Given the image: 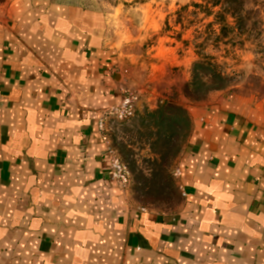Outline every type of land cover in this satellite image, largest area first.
<instances>
[{"label": "crops", "instance_id": "0c3cea01", "mask_svg": "<svg viewBox=\"0 0 264 264\" xmlns=\"http://www.w3.org/2000/svg\"><path fill=\"white\" fill-rule=\"evenodd\" d=\"M101 9L14 0L0 10V264H264V100L216 91L191 133L174 213L112 180L99 121L136 89Z\"/></svg>", "mask_w": 264, "mask_h": 264}, {"label": "rangeland", "instance_id": "374dc122", "mask_svg": "<svg viewBox=\"0 0 264 264\" xmlns=\"http://www.w3.org/2000/svg\"><path fill=\"white\" fill-rule=\"evenodd\" d=\"M12 1L0 0V10ZM50 1L106 12L136 89L158 93L154 108H139L130 120L107 116L104 134L129 169L132 204L176 212L182 200L176 171L191 122L187 113L169 112L173 119L163 123L152 113L166 103L185 110L216 91L264 100V0H245L237 22L216 0ZM197 75L202 84L195 86Z\"/></svg>", "mask_w": 264, "mask_h": 264}, {"label": "built area", "instance_id": "2783aa9c", "mask_svg": "<svg viewBox=\"0 0 264 264\" xmlns=\"http://www.w3.org/2000/svg\"><path fill=\"white\" fill-rule=\"evenodd\" d=\"M139 97L135 94H127L122 97L116 105L106 109L102 119L99 121V130H105L107 116L115 117L118 121H127L135 117L138 107ZM109 159V177L118 182L124 189H128L131 176L127 165L112 148L107 153ZM177 176V171H176Z\"/></svg>", "mask_w": 264, "mask_h": 264}, {"label": "trees", "instance_id": "16d2710c", "mask_svg": "<svg viewBox=\"0 0 264 264\" xmlns=\"http://www.w3.org/2000/svg\"><path fill=\"white\" fill-rule=\"evenodd\" d=\"M244 2L245 0H216L214 4L215 6H223L225 10H227L228 13L231 15V17L237 22L239 19L236 14L239 13L241 10H243ZM197 67L202 68L203 63H198ZM199 84H202V82L200 77H198L197 75L195 86ZM195 92L198 93L199 89H195ZM169 112L174 113L175 117H181V118H183V116H185L186 113V111L181 107H178L172 103H166L164 107L152 113V116H155L156 118L160 119L163 123L164 121L167 120L169 121L173 119L172 115L168 114Z\"/></svg>", "mask_w": 264, "mask_h": 264}]
</instances>
